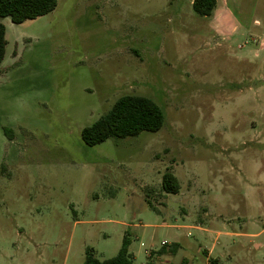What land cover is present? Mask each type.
<instances>
[{"label": "rangeland", "instance_id": "rangeland-1", "mask_svg": "<svg viewBox=\"0 0 264 264\" xmlns=\"http://www.w3.org/2000/svg\"><path fill=\"white\" fill-rule=\"evenodd\" d=\"M192 1L0 18V264L102 261L124 236L133 264H264V0H216L208 17ZM124 95L162 108V128L86 146ZM163 243L178 250L148 259Z\"/></svg>", "mask_w": 264, "mask_h": 264}, {"label": "trees", "instance_id": "trees-1", "mask_svg": "<svg viewBox=\"0 0 264 264\" xmlns=\"http://www.w3.org/2000/svg\"><path fill=\"white\" fill-rule=\"evenodd\" d=\"M57 0H0V18H8L13 24H22L50 14L55 10ZM192 10L200 17L211 15L216 6V0H193ZM5 27L0 22V74L1 64L6 48ZM165 113L149 98L135 95H124L118 98L111 108L95 122L81 130V140L86 146L93 147L107 139H124L136 137L141 132L155 133L164 125ZM9 133L5 129L4 133ZM179 183L176 177L166 172L162 176L161 189L166 194H177ZM129 239L123 237L116 256L98 260L90 248L85 250L82 264H133V258L128 251ZM178 244H164L157 254H175Z\"/></svg>", "mask_w": 264, "mask_h": 264}, {"label": "crops", "instance_id": "crops-1", "mask_svg": "<svg viewBox=\"0 0 264 264\" xmlns=\"http://www.w3.org/2000/svg\"><path fill=\"white\" fill-rule=\"evenodd\" d=\"M4 25V24H3ZM5 26V25H4ZM6 35V34H5ZM5 39H6V36H5ZM164 244H167V243H163L162 245H164ZM153 255H159V254H157V251L155 252V254L153 253V252H148L147 253V257H148V259H151L152 257H153ZM163 255V254H162ZM132 256V255H131Z\"/></svg>", "mask_w": 264, "mask_h": 264}]
</instances>
